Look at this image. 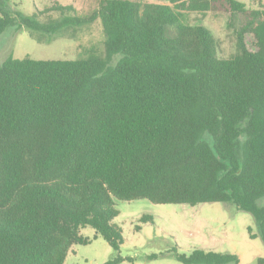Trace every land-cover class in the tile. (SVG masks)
<instances>
[{
  "label": "trees",
  "instance_id": "16d2710c",
  "mask_svg": "<svg viewBox=\"0 0 264 264\" xmlns=\"http://www.w3.org/2000/svg\"><path fill=\"white\" fill-rule=\"evenodd\" d=\"M75 12L26 15L0 1V36L16 26L50 43L96 21L105 33L100 57L0 64V264H64L91 243L87 227L116 253L105 264L133 263L120 255L118 200L233 205L264 242V4L100 0ZM190 12L224 14L239 53L219 58L202 19L182 22ZM174 256L240 264L205 249Z\"/></svg>",
  "mask_w": 264,
  "mask_h": 264
},
{
  "label": "rangeland",
  "instance_id": "374dc122",
  "mask_svg": "<svg viewBox=\"0 0 264 264\" xmlns=\"http://www.w3.org/2000/svg\"><path fill=\"white\" fill-rule=\"evenodd\" d=\"M8 7L26 15L42 12L56 5L72 6L75 14L90 15L99 6L100 0H0ZM165 3V0H137ZM247 7L256 8L264 0H238ZM55 17L59 16L54 12ZM45 16L42 14L41 18ZM199 19L217 39L219 58H231L239 53L235 37L226 29V16L222 13L206 14L190 12L182 19L183 23L194 25ZM105 33L100 21L80 29L75 35L51 38L50 43L40 44L27 31H18L16 26L0 36V64L9 56L15 59L34 60H77L90 55L103 56ZM118 58L114 60L116 62ZM264 205L263 203H261ZM119 215L114 223L122 230L124 244L120 255L132 258L133 263L122 264H182L175 258L177 251L191 254L195 249H205L220 253L235 254L240 264H258L264 258V242L252 214L238 211L235 206L223 203L190 205H161L148 200L117 201ZM153 217V221L141 223L143 216ZM141 226V231L136 227ZM88 245L72 246L64 264H105L116 253L102 237L95 239V230L87 227L81 230ZM151 255L157 258L150 260Z\"/></svg>",
  "mask_w": 264,
  "mask_h": 264
},
{
  "label": "crops",
  "instance_id": "0c3cea01",
  "mask_svg": "<svg viewBox=\"0 0 264 264\" xmlns=\"http://www.w3.org/2000/svg\"><path fill=\"white\" fill-rule=\"evenodd\" d=\"M258 2H259V0H258ZM261 2V1H260ZM262 3V2H261ZM263 4V3H262ZM240 260V259H239Z\"/></svg>",
  "mask_w": 264,
  "mask_h": 264
}]
</instances>
